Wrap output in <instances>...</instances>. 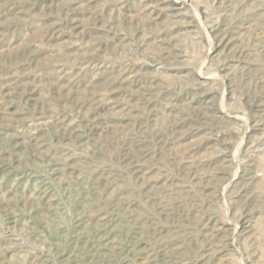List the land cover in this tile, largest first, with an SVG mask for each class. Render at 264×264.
<instances>
[{
	"label": "rangeland",
	"instance_id": "1",
	"mask_svg": "<svg viewBox=\"0 0 264 264\" xmlns=\"http://www.w3.org/2000/svg\"><path fill=\"white\" fill-rule=\"evenodd\" d=\"M0 264H264V0H0Z\"/></svg>",
	"mask_w": 264,
	"mask_h": 264
}]
</instances>
